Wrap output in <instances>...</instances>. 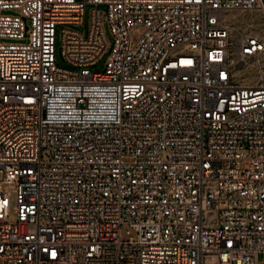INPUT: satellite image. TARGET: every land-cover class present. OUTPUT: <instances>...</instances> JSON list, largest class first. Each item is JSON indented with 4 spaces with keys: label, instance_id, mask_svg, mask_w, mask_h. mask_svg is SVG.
<instances>
[{
    "label": "built area",
    "instance_id": "1",
    "mask_svg": "<svg viewBox=\"0 0 264 264\" xmlns=\"http://www.w3.org/2000/svg\"><path fill=\"white\" fill-rule=\"evenodd\" d=\"M256 8L0 0V39L28 37L0 41V264H264V36L225 20Z\"/></svg>",
    "mask_w": 264,
    "mask_h": 264
},
{
    "label": "rangeland",
    "instance_id": "2",
    "mask_svg": "<svg viewBox=\"0 0 264 264\" xmlns=\"http://www.w3.org/2000/svg\"><path fill=\"white\" fill-rule=\"evenodd\" d=\"M93 8L94 5H88L86 7L85 12V19L84 22L81 24H65V25H58L56 29V45H57V64L64 68H72L73 66L66 62L59 53V48L63 41V29H73L80 31L81 33L85 34V36H88L92 27V15H93ZM4 15H22L21 10L17 8H11L6 9L3 12ZM103 19L105 21V34L108 38L109 42V48L105 55L101 58V60L98 62L97 66H93V71H103L106 62L109 58L111 48L114 43L113 34L110 28V24L108 22L107 14L105 11H103ZM228 16V17H227ZM227 18H225L226 22L230 24L234 28V35H239L243 31H248L251 29H255L258 32H260L264 36V12L259 9H253V10H242V9H236L231 10L227 13ZM0 41H3L7 44H22L28 42V37L24 39H12V38H3L0 39ZM248 77L244 78V82H253L256 78L251 75H246ZM167 152L163 153V158L167 159ZM52 158V152L50 149H44L43 150V160L49 161ZM0 178H3V175L0 174ZM6 188L12 189L14 188L13 185H5ZM14 198V196H13ZM121 237L123 241H129L131 237L137 238L138 232L137 230L132 227L129 224H125L122 226L121 230ZM259 261L264 262V253H261L259 255ZM206 264H220L221 261L219 257L217 256H207L205 258Z\"/></svg>",
    "mask_w": 264,
    "mask_h": 264
},
{
    "label": "bare ground",
    "instance_id": "3",
    "mask_svg": "<svg viewBox=\"0 0 264 264\" xmlns=\"http://www.w3.org/2000/svg\"><path fill=\"white\" fill-rule=\"evenodd\" d=\"M227 17H228V16H227ZM227 17H226V18H227Z\"/></svg>",
    "mask_w": 264,
    "mask_h": 264
}]
</instances>
